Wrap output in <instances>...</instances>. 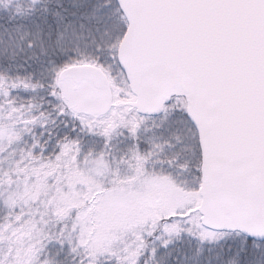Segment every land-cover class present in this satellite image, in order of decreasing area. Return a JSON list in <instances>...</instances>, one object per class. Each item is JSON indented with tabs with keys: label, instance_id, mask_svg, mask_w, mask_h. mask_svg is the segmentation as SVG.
Masks as SVG:
<instances>
[{
	"label": "snow or ice",
	"instance_id": "1",
	"mask_svg": "<svg viewBox=\"0 0 264 264\" xmlns=\"http://www.w3.org/2000/svg\"><path fill=\"white\" fill-rule=\"evenodd\" d=\"M0 264H264V0H0Z\"/></svg>",
	"mask_w": 264,
	"mask_h": 264
}]
</instances>
